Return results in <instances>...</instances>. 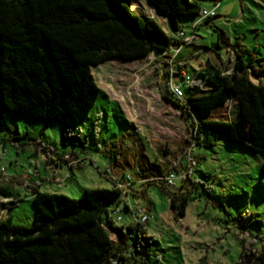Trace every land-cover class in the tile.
<instances>
[{
  "label": "rangeland",
  "instance_id": "obj_1",
  "mask_svg": "<svg viewBox=\"0 0 264 264\" xmlns=\"http://www.w3.org/2000/svg\"><path fill=\"white\" fill-rule=\"evenodd\" d=\"M190 1L205 10L214 8L213 0ZM125 3L133 14L152 18L170 38L166 24L146 0ZM217 4L216 18L194 31V45L183 47L184 71L192 78L214 64L229 74L241 57L251 81L264 83V0ZM198 19L199 15L180 18L179 23L190 33ZM169 57L112 59L91 67L97 91L75 129L58 120L7 114L0 123L4 132L0 133V186L8 187L13 196L0 194V220L10 218L14 225L31 226L33 186L41 193L77 200L82 189H111L130 175L128 201L149 216L147 223L140 224L149 243L143 249H148V259L137 256V264H199L202 259L205 264H246L248 258L258 257L264 247L261 159L226 143L222 133L212 147L187 143L189 120L196 119H186L163 99L167 80L163 72L171 73L175 62ZM54 62L66 83L88 90L84 73H70L63 58L55 57ZM171 76L168 80L182 84L180 77ZM233 114L234 102L228 101L207 120L228 122ZM165 149L164 161L158 154ZM189 168L188 178L177 180L174 188L146 185L171 170L182 173ZM171 194L189 197L184 217L170 207ZM118 216L122 217L118 227L136 223L127 212L113 217ZM110 235L115 244L116 237Z\"/></svg>",
  "mask_w": 264,
  "mask_h": 264
},
{
  "label": "trees",
  "instance_id": "obj_2",
  "mask_svg": "<svg viewBox=\"0 0 264 264\" xmlns=\"http://www.w3.org/2000/svg\"><path fill=\"white\" fill-rule=\"evenodd\" d=\"M219 1L213 0L214 5ZM146 2L166 24L170 38L152 18L133 14L125 0H0V123L11 114L58 120L75 129L97 91L91 67L112 59L132 62L152 54L163 58L161 55L179 46L172 38L184 30L179 19L198 16L202 10L190 0ZM55 57L66 61L70 73L85 74L87 91L64 81ZM186 64L173 62V76H179ZM164 74L167 86L170 73ZM194 74L182 101L173 98L166 87L163 92V99L186 119H196L189 120L187 143L212 147L222 133L226 143L259 156L264 174V83L251 81L241 57L229 74L214 64ZM201 87L208 90L202 92ZM228 101L234 102L228 122L207 120ZM66 139L63 135L64 146ZM158 157L165 161L167 149ZM155 168L160 172L157 165ZM156 183L167 188L162 181L146 185ZM31 191L34 214L30 227L14 225L10 218L0 220V264H137V256L148 259V249H143L149 243L141 225H116L121 216L115 220L112 212L123 201L116 187L82 189L77 200L41 193L38 186ZM0 194L13 196L3 185ZM189 200L188 196L169 195L170 207L180 217ZM123 205L121 213L127 212L134 221L125 202ZM110 234L116 237L115 244ZM199 264H205L204 259ZM246 264H264V247Z\"/></svg>",
  "mask_w": 264,
  "mask_h": 264
},
{
  "label": "built area",
  "instance_id": "obj_3",
  "mask_svg": "<svg viewBox=\"0 0 264 264\" xmlns=\"http://www.w3.org/2000/svg\"><path fill=\"white\" fill-rule=\"evenodd\" d=\"M217 7H218V4H215L214 8H212L210 10L202 9L199 13L198 21L196 23H194L193 27L190 30V33H187L184 30H181V31H177L174 34H172V38L174 39V41L179 43V46L177 48L173 49L172 51H170L169 53L161 55V57L170 56L169 61L173 62V59L175 58V56L180 52V50L184 46H189V45L195 44V42L197 40V37L194 34L195 29L200 27L204 23V21H206L208 19L216 18V8ZM156 16H157V14H156ZM171 65H172V63H171ZM170 74L173 76L172 72ZM179 77L182 80V84H176V83H173L171 80H169L167 86H165V87L167 88L168 93L173 98L182 101L184 98L183 91H184V89H186L190 85L193 77L192 78L189 77L185 71H181L179 74ZM201 88H200V90H201ZM204 90L206 91V90H208V88L204 87ZM189 173H190V168L187 169V171L183 170L182 173H179L175 170H171V172L166 177H164L162 179H155V181H162L165 187H175L176 181L179 179L183 181L184 179L187 178V175H189ZM36 174H37V171L35 170L32 173V175L35 176ZM131 183H132V178L130 175H125L123 177L122 181L117 182L115 187L121 191V193L123 195V199H122L123 201L115 207V209L112 213L115 215L120 214L124 208L123 202H125V205L128 207V210L130 212L131 218L135 222H137L138 224H145L149 220L148 214L143 209L133 207L132 205H130V203L127 199L126 191L130 190L129 187L132 185ZM120 221H121V217H118L117 222H120Z\"/></svg>",
  "mask_w": 264,
  "mask_h": 264
},
{
  "label": "crops",
  "instance_id": "obj_4",
  "mask_svg": "<svg viewBox=\"0 0 264 264\" xmlns=\"http://www.w3.org/2000/svg\"><path fill=\"white\" fill-rule=\"evenodd\" d=\"M184 52V48H182L180 50V52L175 56V62L174 63H179L181 65H183L184 63H186L185 61H183V58H182V53ZM174 69V68H173ZM195 76V74L193 75V77ZM174 77H179V76H174ZM171 80V79H169ZM172 81V80H171ZM173 83H176L175 81H173Z\"/></svg>",
  "mask_w": 264,
  "mask_h": 264
},
{
  "label": "water",
  "instance_id": "obj_5",
  "mask_svg": "<svg viewBox=\"0 0 264 264\" xmlns=\"http://www.w3.org/2000/svg\"><path fill=\"white\" fill-rule=\"evenodd\" d=\"M150 8H153V6H151V5H148Z\"/></svg>",
  "mask_w": 264,
  "mask_h": 264
}]
</instances>
